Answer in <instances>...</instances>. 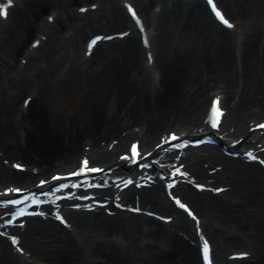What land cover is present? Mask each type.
I'll use <instances>...</instances> for the list:
<instances>
[{
  "label": "bare ground",
  "instance_id": "obj_1",
  "mask_svg": "<svg viewBox=\"0 0 264 264\" xmlns=\"http://www.w3.org/2000/svg\"><path fill=\"white\" fill-rule=\"evenodd\" d=\"M72 1H51L52 24L36 27L42 43L14 75L5 72L14 68L17 44L11 42L9 55L0 57V118L7 119L12 137L9 144L0 132V192L12 186L30 188L55 173L68 174L83 158L92 166L113 167L127 143L137 140L147 151L165 131L191 136L210 132L203 121L214 96L227 111L217 136L243 141L260 137L249 128L264 114V0H216L237 24L234 34L216 23L200 0H128L142 13L155 2L161 7L159 22L164 16L174 20L164 42L157 43L158 35L150 38L152 66L142 57L140 37L119 0H99L96 9L85 14L71 11ZM21 5L28 7L29 0ZM8 22L9 18L0 24L2 32L12 31ZM146 27L150 37L149 24ZM153 27L157 31L159 26ZM64 28L69 37L59 39L57 32ZM117 31L129 34L98 45L89 58L78 56L92 33ZM102 45L110 51L103 49L99 55ZM37 54L41 63L33 64ZM61 62L67 72L78 70L80 79L76 104L63 115L54 114L43 98ZM23 94L27 96L20 99ZM260 143L259 139L255 146ZM209 149L210 155H199L196 161L182 158L180 164L189 171L184 186L155 179L149 190L130 187L119 195L111 187L107 193H93L97 201L106 202L101 211L68 212L70 205L62 206L70 230L50 218H36L24 230L4 228L16 238L22 232L17 245L23 254L0 238V264H201L198 248L205 242L195 236L193 222L166 199L163 190L170 184V192L202 219L218 264H264V170L233 163L217 155L216 147ZM157 157L158 172L165 173L167 155ZM16 164L24 171L13 169ZM220 187L224 192L214 193ZM116 198L140 214L108 215ZM156 214L170 217V223L159 221Z\"/></svg>",
  "mask_w": 264,
  "mask_h": 264
},
{
  "label": "rangeland",
  "instance_id": "obj_2",
  "mask_svg": "<svg viewBox=\"0 0 264 264\" xmlns=\"http://www.w3.org/2000/svg\"><path fill=\"white\" fill-rule=\"evenodd\" d=\"M52 0H45L44 2L40 3L39 0H29V6L25 7L24 5H20L19 10L13 11L11 17L9 18V22L5 23L8 24V26H11L12 30L9 33L2 32V29L0 28V57L4 58L5 55H9V51L12 49V43L17 44L15 54L12 56L14 68L11 70L5 72L9 75L15 74L16 68L20 65L21 61H26V55L27 50L30 48L29 41L33 38H38L39 31L36 29L37 26L45 25L46 19L49 17L50 14H52V11L55 10V8L52 6ZM99 0H73V4L69 8L72 12H77L78 8L81 7V5H90L93 2H98ZM142 0H139L138 3H142ZM119 3V1H118ZM149 11L143 12V16L150 20L149 24H152L153 26L158 25L157 31L154 32V35H158V42L161 43V41H165L167 37L170 36L172 26L174 20L166 21V16L162 17L159 22V15L153 16V12L156 9L155 2L152 3L150 6ZM22 24L20 27L17 26L16 28L13 26L14 24ZM159 23V24H158ZM118 30V29H116ZM235 31L238 32L239 28H237V25H235ZM69 33L66 28L62 30L61 33L57 32V36L59 39H62L63 36H67ZM156 43V44H157ZM155 44V43H154ZM103 49L110 51L109 46L102 45V47L99 48L98 54H102ZM82 49L81 46L78 51V56L82 58ZM68 55L71 57H74V52H68ZM55 57V56H54ZM145 57V56H142ZM25 58V59H24ZM33 64H39L41 63L40 58H38V54L33 58L32 60ZM63 62H61L59 65L55 67V72L51 76V79L49 80V84L47 85L46 89L44 90V101L47 106H49L50 110L54 114H70V112L73 110V106H75L77 101V96L79 92V85H80V79L78 77V70L71 69L70 72H67L65 69L62 68ZM95 64L91 66L90 68L94 70ZM62 68V69H61ZM82 69L86 68V65L81 66ZM30 70V69H29ZM91 70V71H93ZM25 94L20 96V99L24 98ZM21 101V100H19ZM21 102L19 103V105ZM6 118H0V132L2 134L3 139L10 144L12 137L10 133L7 132L6 127L8 128V122L6 121ZM199 153H204L203 150H195ZM210 151V150H209ZM208 152V151H207ZM203 164V160H201ZM232 161L233 163L240 164L238 161Z\"/></svg>",
  "mask_w": 264,
  "mask_h": 264
},
{
  "label": "snow or ice",
  "instance_id": "obj_3",
  "mask_svg": "<svg viewBox=\"0 0 264 264\" xmlns=\"http://www.w3.org/2000/svg\"><path fill=\"white\" fill-rule=\"evenodd\" d=\"M13 3V0H7V4L6 5H0V10H2V14L5 18H7V16L9 15V12H8V7L10 5H12ZM209 3L212 5V7L215 9L216 8V5L214 3V0H209ZM128 7L130 8V10L132 11V15L134 17H136L137 20H139V17L135 11L134 8H132V5H128ZM82 10H85V9H82ZM216 14L219 16V18L223 21L224 24L226 25H230V22L223 16V14L217 10L216 11ZM99 39V37L97 38ZM93 44H95V40H93L92 42ZM219 98H217V101H216V106L213 108V116H220L222 115V112L221 110L219 109ZM211 119V117H210ZM217 127H219V124L217 123L216 124ZM258 127H261V128H264V125H258ZM180 137H178L175 133H172L171 137L165 141V143H171L172 141H175V140H179ZM188 143V141H183V143H180V144H175L174 147L176 148H180V147H183L184 145H186ZM136 145H133V152L137 154V156H139V153L136 152ZM158 147H162L161 145H158ZM247 155L252 158V159H256V157L253 155V153L249 152L247 153ZM17 167H21V165H17ZM96 171H102V169H97V168H90L89 167V161L87 158L84 159L83 161V167L80 168L78 171L74 172V173H70L69 175H76V176H79L81 174H86L87 172H96ZM177 173H180V175H187L186 172H183L181 171V168H177L173 173V177L176 176ZM53 179H61V177L57 176V177H54ZM46 183V181H41V185H44ZM127 183H131V181L129 180ZM173 183H175V181H173ZM77 187H79L80 185H75ZM198 188H203L204 185H201V184H197L196 185ZM68 185L67 184H64V183H61L58 187V190L59 189H63V188H67ZM169 187L171 188L172 187V184L169 185ZM219 190V189H218ZM13 190L12 189H7L6 192L8 193H11ZM24 191H27L25 189H21V188H16L15 189V192L17 193H22ZM173 199L176 201V203L181 207V208H184L186 210H188L190 213H191V209L188 207L187 204L183 203L178 197L176 196H173ZM31 200L32 202L34 203H41V201H39L38 199H36V194L35 193H31L30 195L28 196H24L23 199H11V198H6L3 196V194H0V205H3V206H8V205H21L23 204L25 207L28 206L27 202ZM78 206V205H77ZM25 207H20L19 208V212H12L11 215L13 217H16L18 214L19 215H23L24 212H25ZM89 207H91V205H89ZM193 216H195V213H192ZM57 216L63 220L64 218L62 216H59V213H57ZM166 219H171L170 217L166 218ZM66 222V221H65ZM9 223H15L14 220H9ZM12 240L14 242H17V238L15 236L12 237ZM21 251H23V249L21 248ZM204 252H205V259L208 260V264H212V261L211 259L209 258V247H208V244L207 242L205 243V247H204ZM241 255H246V254H241Z\"/></svg>",
  "mask_w": 264,
  "mask_h": 264
}]
</instances>
